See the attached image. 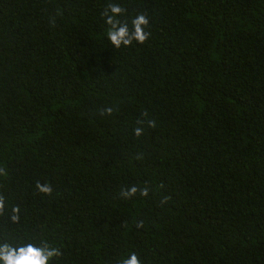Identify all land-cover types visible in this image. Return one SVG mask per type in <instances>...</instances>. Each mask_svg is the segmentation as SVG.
Instances as JSON below:
<instances>
[{
  "label": "trees",
  "instance_id": "1",
  "mask_svg": "<svg viewBox=\"0 0 264 264\" xmlns=\"http://www.w3.org/2000/svg\"><path fill=\"white\" fill-rule=\"evenodd\" d=\"M0 196L52 264H264V0H0Z\"/></svg>",
  "mask_w": 264,
  "mask_h": 264
},
{
  "label": "clouds",
  "instance_id": "2",
  "mask_svg": "<svg viewBox=\"0 0 264 264\" xmlns=\"http://www.w3.org/2000/svg\"><path fill=\"white\" fill-rule=\"evenodd\" d=\"M125 9L119 3H110L101 13L104 23L108 25L106 38L114 48L122 45L127 47L133 42L142 44L148 39L149 33L145 31L149 18L144 13H138L130 20L119 19ZM109 111H111L109 109ZM141 128H135L134 134L139 136ZM37 189L43 193H51L52 189L47 184L37 183ZM137 192L135 185L121 190V195L128 198ZM141 195H147V189L140 190ZM5 209V199L0 196V211ZM19 209L16 206L11 208L10 220L18 221ZM60 255L59 249L41 240L34 243L31 240H21L14 243L9 238L0 239V264H52L55 257ZM118 264H142L135 251H129L120 257Z\"/></svg>",
  "mask_w": 264,
  "mask_h": 264
}]
</instances>
